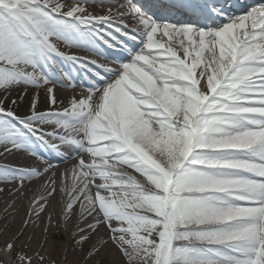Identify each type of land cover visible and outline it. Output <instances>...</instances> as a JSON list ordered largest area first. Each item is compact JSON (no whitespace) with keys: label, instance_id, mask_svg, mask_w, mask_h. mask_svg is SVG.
<instances>
[{"label":"snow or ice","instance_id":"obj_1","mask_svg":"<svg viewBox=\"0 0 264 264\" xmlns=\"http://www.w3.org/2000/svg\"><path fill=\"white\" fill-rule=\"evenodd\" d=\"M5 195L0 264H264V0H0Z\"/></svg>","mask_w":264,"mask_h":264},{"label":"bare ground","instance_id":"obj_2","mask_svg":"<svg viewBox=\"0 0 264 264\" xmlns=\"http://www.w3.org/2000/svg\"><path fill=\"white\" fill-rule=\"evenodd\" d=\"M97 11H99V9H97ZM128 23L131 24V21H128ZM77 54L78 55H87V53H84V52H79ZM64 167H69L70 168L71 167V163L62 165V168H64ZM59 179H60V177H59V170H58V175H57L58 182H59ZM10 199L11 198H8L6 195L5 196H0V217L4 216V214H5L4 210H5V207H6V203L5 202H6V200L10 202ZM9 218L11 219V217H9ZM18 222H19V217H17V223ZM0 242H2V238H0Z\"/></svg>","mask_w":264,"mask_h":264},{"label":"rangeland","instance_id":"obj_3","mask_svg":"<svg viewBox=\"0 0 264 264\" xmlns=\"http://www.w3.org/2000/svg\"><path fill=\"white\" fill-rule=\"evenodd\" d=\"M8 198H10V197H8ZM7 201V200H6Z\"/></svg>","mask_w":264,"mask_h":264}]
</instances>
